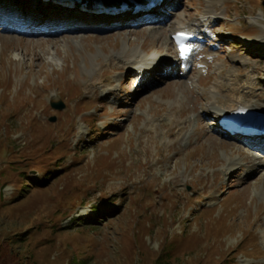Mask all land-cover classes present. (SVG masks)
<instances>
[{"label": "rangeland", "instance_id": "rangeland-1", "mask_svg": "<svg viewBox=\"0 0 264 264\" xmlns=\"http://www.w3.org/2000/svg\"><path fill=\"white\" fill-rule=\"evenodd\" d=\"M34 2L36 21L0 23V262L264 264V157L211 127L209 108L218 92L264 109V0H166L147 20ZM170 23L207 33L184 73ZM134 49L166 72L134 88L116 57ZM58 157L47 187L16 193L7 161Z\"/></svg>", "mask_w": 264, "mask_h": 264}, {"label": "bare ground", "instance_id": "bare-ground-1", "mask_svg": "<svg viewBox=\"0 0 264 264\" xmlns=\"http://www.w3.org/2000/svg\"><path fill=\"white\" fill-rule=\"evenodd\" d=\"M122 2L125 3V2H127V0H121L120 4ZM165 2H166V0H164V2L158 8H161L163 5H165ZM86 3H87V5H90L89 1H87ZM112 5H116V2L114 0H111L110 6H112ZM91 6H93V5H90L88 7L92 9ZM127 9L131 10V14H140L142 12H147V11L135 12L134 6L132 5L131 1H128V8ZM210 13H211L210 18H213L215 14L212 13V11H210ZM149 20H152V22H149V23L158 24L157 22H155V23L153 22V20H155L154 18L149 19ZM167 26H169V28H170V33H169L170 39H174L173 35L176 34L179 30H181V31L190 30V32L191 31H198V28H196V27H185V26L178 25L175 23H170ZM124 56L128 57V58L123 60ZM116 57H118L119 59H122L123 62H125V64L130 65L129 66L130 68H135L132 71L133 74L136 73V75L134 76V81H136L140 78H143V77L145 78L147 76L149 70H152L153 66H155V64L158 63V61H159V63L163 62L162 61L163 59L162 58L160 59L159 56H158V58H157V56H155L149 60L147 56L145 57L144 55L141 54V52L138 53L136 51V49L133 50V53L131 55L130 54L124 55V54H122V52H119L116 55ZM171 65H172V63H171ZM183 65L184 66H182V67L186 66L185 64H183ZM141 82H142V79H141ZM219 89H220V87L218 88L217 91H219ZM234 89L236 90V88H234ZM217 94H218V92L210 94V96L212 97L211 99H214L215 103L209 104V108L215 109L214 112H216V113L218 111H220V112L232 111L231 113H239L240 112L247 119H253L255 126H258V125L261 126L262 124H264V122L258 121L259 119L264 117V109L259 107L260 105L256 102V100H249L246 98V96L240 95L242 100L238 101L236 104H231L230 106H224L220 102V100L218 99ZM250 131H253V129H250ZM230 136L232 138H237V137L241 138V139L243 138L240 134L239 135H232L231 134ZM258 142L261 144H264V141L258 140ZM226 169L228 170L229 167Z\"/></svg>", "mask_w": 264, "mask_h": 264}, {"label": "trees", "instance_id": "trees-1", "mask_svg": "<svg viewBox=\"0 0 264 264\" xmlns=\"http://www.w3.org/2000/svg\"><path fill=\"white\" fill-rule=\"evenodd\" d=\"M50 149L54 150V153L56 154V153L60 152V150H64L65 147L51 145V147H49L47 149V151ZM13 154H16L15 157L17 159H21V157H23L16 152L15 153L13 152ZM25 162L30 163L31 165L30 164L26 165V167L24 168V164H22V167H21L20 164L17 163V161H7V165L10 167V170H12L14 173L19 171L15 175L17 178V181H16L17 192L16 193H19V192L28 193L30 191V190L28 191L29 186H31V188H33V189H39V188L43 189L44 187H47L49 185L50 181H52L54 178H56L55 177L56 173L59 175L62 172L61 170H58V169H60L59 167L61 166L60 157H58L57 162L55 164H52V165L46 164L48 162V158L45 160L43 159L42 161L40 160V162L37 163V167L34 166V163L31 161L30 158H25ZM46 167L48 168L47 170H46ZM31 169H41V171H39V173H40L39 177H35L34 175L30 174ZM26 183H28L27 186H26ZM9 204L10 203H8V202H0V210L8 208ZM22 233H24V232H22ZM0 247H1V245H0ZM7 259L8 258H6V260ZM6 260H5V262H3L4 260L1 261L0 264H11L9 259H8L9 261H6Z\"/></svg>", "mask_w": 264, "mask_h": 264}, {"label": "water", "instance_id": "water-1", "mask_svg": "<svg viewBox=\"0 0 264 264\" xmlns=\"http://www.w3.org/2000/svg\"><path fill=\"white\" fill-rule=\"evenodd\" d=\"M52 106L58 109H62L63 108V104L62 102H53Z\"/></svg>", "mask_w": 264, "mask_h": 264}, {"label": "snow or ice", "instance_id": "snow-or-ice-1", "mask_svg": "<svg viewBox=\"0 0 264 264\" xmlns=\"http://www.w3.org/2000/svg\"><path fill=\"white\" fill-rule=\"evenodd\" d=\"M185 51H187V48L185 46H182L181 47V54L183 55Z\"/></svg>", "mask_w": 264, "mask_h": 264}]
</instances>
